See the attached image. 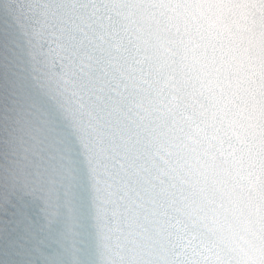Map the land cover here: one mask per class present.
Listing matches in <instances>:
<instances>
[{
	"label": "water",
	"instance_id": "water-1",
	"mask_svg": "<svg viewBox=\"0 0 264 264\" xmlns=\"http://www.w3.org/2000/svg\"><path fill=\"white\" fill-rule=\"evenodd\" d=\"M240 264H264V0H178Z\"/></svg>",
	"mask_w": 264,
	"mask_h": 264
}]
</instances>
